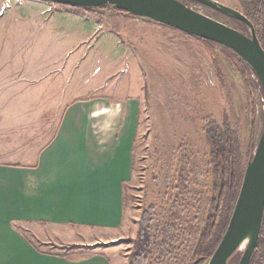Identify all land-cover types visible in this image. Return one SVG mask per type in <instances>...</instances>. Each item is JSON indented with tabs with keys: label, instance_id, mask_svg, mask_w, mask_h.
<instances>
[{
	"label": "rangeland",
	"instance_id": "rangeland-1",
	"mask_svg": "<svg viewBox=\"0 0 264 264\" xmlns=\"http://www.w3.org/2000/svg\"><path fill=\"white\" fill-rule=\"evenodd\" d=\"M182 1L237 26L226 13ZM216 1L241 11L238 0ZM47 10L61 12L50 3ZM74 13L60 15L58 25L47 16L26 29H19L23 25L17 19L0 35V149L29 155L33 162L36 151L54 136L70 100L98 93L110 100H134L140 116L124 224L118 231H88L91 240L102 239L82 251L108 253L129 264L142 214L152 205L155 223L171 225L175 238L167 264H190L213 189L205 119L221 123L228 115L246 152L252 131L257 144L263 128L261 93L257 89L250 97L240 72L217 45L129 13L105 11L103 25ZM42 227L45 231L34 240L44 249L67 253L44 243L49 227ZM118 233L122 236L107 240ZM244 248L229 264L238 263ZM157 258L155 249L147 264H157Z\"/></svg>",
	"mask_w": 264,
	"mask_h": 264
},
{
	"label": "crops",
	"instance_id": "crops-1",
	"mask_svg": "<svg viewBox=\"0 0 264 264\" xmlns=\"http://www.w3.org/2000/svg\"><path fill=\"white\" fill-rule=\"evenodd\" d=\"M48 5L24 0L6 7L0 0V35L17 19L23 25L19 29H26L47 16L58 25L60 15L74 13L51 14ZM103 96L70 100L54 136L36 151L33 162L29 155L0 149V264H124L118 256L82 251L102 239L91 240L88 231L122 228L126 185L134 174L139 105ZM42 226L49 227L44 243L67 253L44 249L34 240L45 231Z\"/></svg>",
	"mask_w": 264,
	"mask_h": 264
},
{
	"label": "trees",
	"instance_id": "trees-1",
	"mask_svg": "<svg viewBox=\"0 0 264 264\" xmlns=\"http://www.w3.org/2000/svg\"><path fill=\"white\" fill-rule=\"evenodd\" d=\"M43 1L54 5L58 11H72L100 25L106 22L103 15L105 11L114 10L118 13H127L125 10L110 4L98 7H72L47 0ZM238 3L241 12L250 19L256 28L258 38L264 47V0H238ZM231 18L236 22V28L249 33L248 27L242 21ZM185 34L206 44L219 46L228 62L240 72L249 89L250 97L255 98L261 83L251 78L252 70L239 54L217 42L188 33ZM215 67L218 78L225 86V76L221 67L218 63H215ZM261 92L263 93L262 87ZM204 123L203 131L208 142L209 159L213 168V189L209 200L208 217L200 232L190 264L197 259V264H207L218 247L230 222L248 161L252 158L256 148L252 131L248 149L244 152L239 133L232 126L228 115H224L221 123L210 117L206 118ZM155 222L154 207L151 205L142 214L138 237L134 241V248L129 256V264H147L150 261L151 252L155 249L158 252L157 264H167L173 255L175 238L171 225L166 223L158 225ZM89 246L87 245V247ZM249 264H264V217L259 242Z\"/></svg>",
	"mask_w": 264,
	"mask_h": 264
},
{
	"label": "water",
	"instance_id": "water-1",
	"mask_svg": "<svg viewBox=\"0 0 264 264\" xmlns=\"http://www.w3.org/2000/svg\"><path fill=\"white\" fill-rule=\"evenodd\" d=\"M72 7L110 4L127 13L146 17L182 32L217 42L233 49L250 66L264 94V47L253 23L241 11L216 0H194L242 21L249 33L213 18L182 0H47ZM264 217V124L227 229L207 264H229L245 244L237 264H249L258 245ZM198 259L192 264H197Z\"/></svg>",
	"mask_w": 264,
	"mask_h": 264
},
{
	"label": "built area",
	"instance_id": "built-area-1",
	"mask_svg": "<svg viewBox=\"0 0 264 264\" xmlns=\"http://www.w3.org/2000/svg\"><path fill=\"white\" fill-rule=\"evenodd\" d=\"M4 1V6L6 7H12L15 4H21L24 0H3ZM253 78L255 79L256 82H260L257 78V76L253 73L252 71ZM258 89L261 93V101L263 102L264 105V94L261 92V85L258 86Z\"/></svg>",
	"mask_w": 264,
	"mask_h": 264
}]
</instances>
